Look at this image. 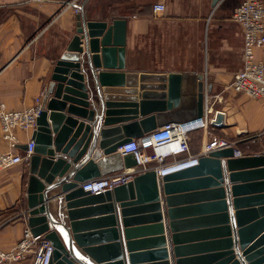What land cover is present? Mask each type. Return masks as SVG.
Returning <instances> with one entry per match:
<instances>
[{"label": "water", "instance_id": "obj_1", "mask_svg": "<svg viewBox=\"0 0 264 264\" xmlns=\"http://www.w3.org/2000/svg\"><path fill=\"white\" fill-rule=\"evenodd\" d=\"M76 19L28 160L27 226L51 241L50 264H264V152L237 156L229 145L166 175L152 168L112 190L82 188L137 166L119 151L133 138L203 116L212 85L188 72L146 83L151 75L126 70L125 17L88 19L81 9ZM223 120L218 112L215 125ZM187 222L198 226L181 230ZM191 234L200 241H183Z\"/></svg>", "mask_w": 264, "mask_h": 264}, {"label": "crops", "instance_id": "obj_2", "mask_svg": "<svg viewBox=\"0 0 264 264\" xmlns=\"http://www.w3.org/2000/svg\"><path fill=\"white\" fill-rule=\"evenodd\" d=\"M71 1L75 4L70 5ZM242 1L0 0V102L20 110L43 98L56 61L76 34L81 9L88 19L120 16L127 19V71L151 75L145 80L149 84L159 83L157 78L170 72L203 74L212 85L210 109L223 113V124L192 132L191 153H200L211 135L228 140L243 155L264 152L248 150L264 140V100L230 87L243 66V30L233 19ZM158 3L165 5L163 11L154 10ZM257 56L264 59V47L257 50ZM33 131L18 130V145L29 144ZM9 148L0 124V151ZM17 150L26 151L19 146ZM180 159H188V155L168 158ZM28 179V161L0 173L2 249L13 248L27 227ZM197 226L187 222L180 229L195 230ZM200 237L191 234L183 241L197 242ZM124 252L129 256L127 246Z\"/></svg>", "mask_w": 264, "mask_h": 264}, {"label": "built area", "instance_id": "obj_3", "mask_svg": "<svg viewBox=\"0 0 264 264\" xmlns=\"http://www.w3.org/2000/svg\"><path fill=\"white\" fill-rule=\"evenodd\" d=\"M70 5L75 4L71 1ZM79 12V7H76ZM165 5H154L155 11H163ZM233 19L243 30L244 55L241 70L234 75L230 87L237 93L264 100V59L258 58L257 50L264 47V1L243 0L234 12ZM42 111V97L25 109L14 110L0 102V124L3 138L10 148L0 151V173L28 161L33 154L34 143L29 142L25 153L18 152L19 138L17 131H31L37 126V118ZM217 113L208 109L203 116L186 122H172L158 127L153 132L140 138H133L119 147L125 155L133 153L138 165L112 174L94 178L82 183V188L91 193L112 190L120 184L133 179L140 172L156 169L158 175H166L179 169L198 164V158L215 148L233 145L226 139L211 135V140L200 153H191V133L216 126ZM162 150V153L159 151ZM187 154L188 159L168 160L175 155ZM236 155H243L237 148ZM54 246L44 235H34L27 226L18 243L11 249L0 248V264H50Z\"/></svg>", "mask_w": 264, "mask_h": 264}, {"label": "rangeland", "instance_id": "obj_4", "mask_svg": "<svg viewBox=\"0 0 264 264\" xmlns=\"http://www.w3.org/2000/svg\"><path fill=\"white\" fill-rule=\"evenodd\" d=\"M249 137V136H248ZM248 150H261V151H264V140L261 141V143L259 142V144H255L253 147H251L250 149Z\"/></svg>", "mask_w": 264, "mask_h": 264}, {"label": "bare ground", "instance_id": "obj_5", "mask_svg": "<svg viewBox=\"0 0 264 264\" xmlns=\"http://www.w3.org/2000/svg\"><path fill=\"white\" fill-rule=\"evenodd\" d=\"M162 152H163L162 150L159 151V153H162Z\"/></svg>", "mask_w": 264, "mask_h": 264}, {"label": "trees", "instance_id": "obj_6", "mask_svg": "<svg viewBox=\"0 0 264 264\" xmlns=\"http://www.w3.org/2000/svg\"><path fill=\"white\" fill-rule=\"evenodd\" d=\"M259 151H261V150H257V152H259Z\"/></svg>", "mask_w": 264, "mask_h": 264}]
</instances>
